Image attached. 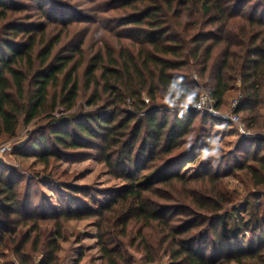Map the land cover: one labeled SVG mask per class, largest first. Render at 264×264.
<instances>
[{
  "label": "trees",
  "instance_id": "obj_1",
  "mask_svg": "<svg viewBox=\"0 0 264 264\" xmlns=\"http://www.w3.org/2000/svg\"><path fill=\"white\" fill-rule=\"evenodd\" d=\"M80 1L94 15L64 0H0V137L12 140L21 124L43 120L53 144L42 137L29 152L12 147L6 154L19 163L34 160L47 172L52 162L84 159L96 149L125 185L101 209L48 212L32 201L29 186L25 202L20 199L21 179L14 170L1 173L0 250L11 251L20 264H61L66 225L92 220L100 264H264V212H256L257 202L243 204L252 207L245 220V207L231 208L232 199L216 185L180 195L174 184L187 181L179 172L158 179L168 170H160L164 156L169 158L165 166H183L185 157L200 154L207 144L198 137L187 155L174 159L181 145L191 142L199 113L159 103L172 81L181 79L187 90H198V99L206 91L217 110L239 84L236 112L248 114L252 125L262 122L257 118L264 110V0ZM32 10L43 23L34 20ZM116 10L123 13L117 32L130 43L117 51L105 44L84 66L89 32L102 26L101 13ZM84 22L91 27L76 34L74 44L58 49L61 35L44 40L52 26L68 36L73 25L81 28ZM75 55L80 59L74 61ZM194 76L202 80L199 85ZM127 102L132 109H125ZM250 142L256 139L244 141L243 148ZM246 159L238 169L250 171L263 186L264 156ZM218 177L206 169L202 180L212 183ZM249 233L259 240H240ZM235 240L238 251L231 244Z\"/></svg>",
  "mask_w": 264,
  "mask_h": 264
},
{
  "label": "rangeland",
  "instance_id": "obj_2",
  "mask_svg": "<svg viewBox=\"0 0 264 264\" xmlns=\"http://www.w3.org/2000/svg\"><path fill=\"white\" fill-rule=\"evenodd\" d=\"M64 1L68 4L70 2L74 9H79L83 13L90 15H94L95 13L86 2L80 1L81 3H76L77 0ZM114 2L115 0L111 1L109 5H112ZM30 13L34 14V20L43 23V20L36 16L38 12L32 10ZM97 13L96 11V14ZM122 14L121 10L107 13L103 12L100 14L102 26L93 25L84 43V66H86L88 60L94 57L102 47L103 49L105 48V44L117 51L122 45L130 43L126 38H123L124 36H122L121 32H117V18ZM88 25L89 24L86 22L80 24L81 28H77L78 26L74 27L73 25L71 30L67 31L68 36H66V31L62 27L58 25L52 26L46 33L44 40L56 38L61 35L62 42L58 49L63 46L65 47L68 43L74 44L77 41L76 34H80L84 31L83 29L87 30L91 27ZM40 38H42L41 35H39L38 39ZM74 59V61L79 60L80 55H75ZM194 81L198 85L202 82L197 76H194ZM238 87H240L239 84L232 88L221 109L216 111L214 102L208 100L209 103L205 104L204 111H195L199 113L193 126L196 131L192 136H188V141L191 142L183 143L174 159L187 155V151L198 141V137H202L204 141L207 142L204 149L211 146L208 142L220 138L226 154L219 159L210 157L203 162L198 159L200 154L188 155L189 160H186L187 158L185 157L183 161L186 162H184L183 166L176 164L170 167H167V165L165 166V161L167 162L169 158L166 159L167 156H164V160L162 161L163 164L161 165L162 168L160 167V170H168L158 179L163 180L166 179V176L172 175L173 172H179L180 176L188 183V185L187 183L185 185L181 183L174 184L175 193L180 195L187 191L191 193L194 191L200 193L201 190L206 189L205 187L211 184L214 186L216 185L219 191H222L227 198L232 199L231 208L240 205L245 207L242 209V216L247 220L250 218V214H252V207L243 204L248 201L250 205L257 202V206H255L256 212H264V198L260 200L254 198V196L256 197L257 195H264V185H257L256 179L253 178L250 171L238 168L241 167L247 160L246 158L251 155L259 153L261 156H264V110L260 112L261 114L257 118L258 121L261 120L262 122L257 125L250 124V117L248 114L237 113L236 110L241 100V91H239ZM87 94L89 96L90 91ZM201 97H209V95L206 91H202ZM145 100L148 101V97L145 96ZM159 103H163V98H161V96H159ZM129 104L127 102L125 109H132ZM190 107L187 110H192ZM170 108L178 111L185 110L180 107L179 103ZM206 115L210 116V118L206 124H204L202 119H204ZM234 117H238V119L236 120ZM135 121L132 125H134ZM44 125L45 122L43 120H36L29 127L21 124L17 136L12 140H9L5 136L0 137V145L9 143L7 145L19 147L20 151H28L31 144L35 141H39L42 137H45L47 141H51V137L47 130L44 129ZM241 126L245 130L244 134L239 132ZM248 139L253 141L256 139V142H250L246 145V148H243V142ZM51 143L53 144V141H51ZM93 150L94 149H90L86 152L84 159L77 156H67L68 159H70L68 161L64 159L62 161L52 162L51 168L47 172H44L45 168L43 166L34 164V160H29L26 163H19L12 154H5L0 156V174H7L10 173L11 170H14L21 179L19 183L20 199L25 202L27 193L26 188L29 186L31 188L30 193H33L34 197L32 201H35V204H40L41 208L48 212H55L66 207H73L74 209L83 211H87L88 209L98 210L108 205L114 199L115 193L125 185V182L122 179L115 178L109 171V168L101 162V152H96V149ZM249 162L252 164L251 161ZM255 167L258 169V165L255 164ZM206 169L211 171V173H219V177L212 181V183L206 179L202 180ZM261 175L264 174L260 173V176ZM44 177H48L50 180ZM67 187L76 188L77 192L71 191ZM161 193L166 196L165 191ZM187 195L189 194L187 193ZM199 197H201V195ZM0 219H4L1 203ZM229 221H231L230 225L234 226L233 221ZM66 226L68 232L65 234V237L68 241L62 243V250L59 254L61 264H75L83 253L84 258L80 264H100L99 258L101 256L97 246V228L94 221L73 220ZM43 227H46V225H43ZM256 235L252 236L251 233H249L247 236L241 237L240 240L242 241L245 237V241H249L255 237L256 241H258L259 236ZM78 237L80 240H78ZM231 244L234 245L233 248L236 251L241 248V245L239 247L236 240L231 242ZM6 251L7 250L4 249L0 250V264H20L11 251ZM93 260L95 261L93 262Z\"/></svg>",
  "mask_w": 264,
  "mask_h": 264
},
{
  "label": "clouds",
  "instance_id": "obj_3",
  "mask_svg": "<svg viewBox=\"0 0 264 264\" xmlns=\"http://www.w3.org/2000/svg\"><path fill=\"white\" fill-rule=\"evenodd\" d=\"M207 97H199L198 90H187L181 79L172 81L168 86V91L163 98V103L168 107H173L179 103L180 107L187 110L189 106H195L196 108L203 107ZM239 132L244 134L245 130L241 126ZM210 147L201 151L198 159L202 162L208 158L219 159L221 156L225 155L224 145L220 138L214 139L210 142Z\"/></svg>",
  "mask_w": 264,
  "mask_h": 264
},
{
  "label": "built area",
  "instance_id": "obj_4",
  "mask_svg": "<svg viewBox=\"0 0 264 264\" xmlns=\"http://www.w3.org/2000/svg\"><path fill=\"white\" fill-rule=\"evenodd\" d=\"M211 100L209 97H207V99H206V101H205V103H204V105H203V107H201V108H196L195 106H189L193 111H204V109H205V104L207 103H209V101ZM178 104V103H177ZM215 110L217 111V109L215 108ZM234 116H236V115H234ZM236 120L238 119V117H234ZM234 120V119H233ZM11 149H12V147L10 146V145H0V152H2V153H8V152H10L11 151Z\"/></svg>",
  "mask_w": 264,
  "mask_h": 264
},
{
  "label": "crops",
  "instance_id": "obj_5",
  "mask_svg": "<svg viewBox=\"0 0 264 264\" xmlns=\"http://www.w3.org/2000/svg\"><path fill=\"white\" fill-rule=\"evenodd\" d=\"M6 153H2V152H0V156H3V155H5Z\"/></svg>",
  "mask_w": 264,
  "mask_h": 264
}]
</instances>
